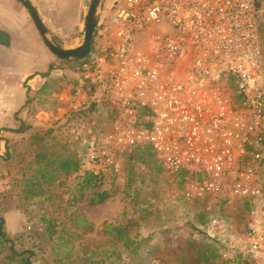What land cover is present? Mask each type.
<instances>
[{"label": "built area", "instance_id": "obj_1", "mask_svg": "<svg viewBox=\"0 0 264 264\" xmlns=\"http://www.w3.org/2000/svg\"><path fill=\"white\" fill-rule=\"evenodd\" d=\"M105 6V5H104ZM256 0H113L71 75L65 131L100 184L148 146L183 198L212 212L205 240L226 264H264V50ZM249 205L243 232L221 212Z\"/></svg>", "mask_w": 264, "mask_h": 264}, {"label": "rangeland", "instance_id": "obj_2", "mask_svg": "<svg viewBox=\"0 0 264 264\" xmlns=\"http://www.w3.org/2000/svg\"><path fill=\"white\" fill-rule=\"evenodd\" d=\"M111 1L107 0L105 11ZM90 2L86 0V12ZM262 45L264 50L263 38ZM76 64L65 62V67ZM47 133L29 132L19 148H14L12 139L0 137L4 143V147L0 145V163L4 162L0 168V218L7 238L13 240L0 248V264H20L11 260L12 244L19 252L33 250V264H167L176 261L181 251L188 256L186 264H223L219 248L202 242V236L193 230L200 226V214L205 223L212 212L205 204L186 202L184 179L166 172L158 160L147 156L146 161L140 159L142 150H134L126 157L121 175L109 177L97 186L92 183L87 188L82 178L68 179L73 174H61L55 182L37 185L39 196L30 198L24 181L40 178L41 166L49 162L52 165L72 153L65 131ZM13 171L19 177L13 178ZM103 190L110 197L91 204L93 194ZM13 207L18 211L15 225ZM248 211L246 203L237 202L221 214L241 233ZM109 225L121 228L122 235L108 233ZM140 240H145L137 251L140 258H145L142 261L133 254L137 244H132ZM190 242L192 247L188 246ZM207 248L215 250V255L205 262ZM201 250L204 255H192Z\"/></svg>", "mask_w": 264, "mask_h": 264}, {"label": "crops", "instance_id": "obj_3", "mask_svg": "<svg viewBox=\"0 0 264 264\" xmlns=\"http://www.w3.org/2000/svg\"><path fill=\"white\" fill-rule=\"evenodd\" d=\"M31 1L59 45L79 46L86 0ZM58 59L26 8L17 0H0V137L12 139L14 148L23 145L29 132H54L53 119L70 109L63 98L70 92L71 75L52 76L56 68H66ZM15 175L13 171V178L19 177ZM17 212L13 207V223Z\"/></svg>", "mask_w": 264, "mask_h": 264}, {"label": "trees", "instance_id": "obj_4", "mask_svg": "<svg viewBox=\"0 0 264 264\" xmlns=\"http://www.w3.org/2000/svg\"><path fill=\"white\" fill-rule=\"evenodd\" d=\"M257 2V6L261 11V21L262 22V26H261V30H262V38L264 40V0H256ZM261 24V23H260ZM62 61V60H61ZM82 60H78L75 62H80ZM63 62V61H62ZM50 133V132H49ZM47 133V134H49ZM139 151L142 150L141 154H140V159H142L143 161H146L145 157H149L150 159L157 161L156 156L154 151L152 150L151 147L145 146L142 148L138 149ZM43 155H39V157L42 158ZM41 161H38V164H40ZM80 169V164L79 162L73 158L72 156H66L65 158H61V159H57L55 162H52V165L47 164L46 166H41V168L39 169V173H40V178L38 177H32L30 178V180H25V193L30 196V198L33 197H37L40 194L39 188L38 186H43L45 183H52L55 182L59 179V176L61 174H66V175H71L74 174L76 172H78ZM49 175V177H48ZM181 177L184 179V174L181 175ZM92 183H94V186H97V182L95 181L94 177L87 174L84 178H83V186L89 188ZM110 197V194L107 190H103V191H96L93 194V198L91 199V204L95 205V204H99L104 202L105 200H107ZM247 207L249 208V205L247 204ZM204 216L203 215H199L198 216V222L200 226H196V228H193V230H196L197 233L199 235L202 236V242H206L204 236H203V231H202V225L204 224L203 219ZM86 225L90 226L89 223L84 222ZM112 231H116L119 235H122V230L121 228H113L111 225L108 226L107 232L111 233ZM13 240L7 238L5 231H4V220H2V218H0V248L3 247L5 245V243L12 242ZM145 240H140L139 242H132L133 245L137 244L138 248H136L135 252L133 254H135L137 256L136 259L139 260H143L145 258H140L139 256V252H137L142 244V242H144ZM193 243L190 242L188 244L189 247H192ZM202 248H204V244H202ZM180 249V248H179ZM203 250V249H202ZM199 251V252H193L192 255H204L203 251ZM11 251H12V255H11V260H15V261H19L20 264H33L32 259L35 256V252L33 250H23L21 252H19L18 248L16 247V245L12 244L11 246ZM207 251L209 253V255H204L203 260L205 262H207L208 260H210L211 257H214V253L215 250H211L210 248H207ZM154 255L153 253H150ZM188 256H186L184 254V251H181V253L178 255L177 260H171L169 261L167 264H186V258ZM223 264H226L223 262Z\"/></svg>", "mask_w": 264, "mask_h": 264}, {"label": "water", "instance_id": "obj_5", "mask_svg": "<svg viewBox=\"0 0 264 264\" xmlns=\"http://www.w3.org/2000/svg\"><path fill=\"white\" fill-rule=\"evenodd\" d=\"M17 1L21 3L30 13L45 43L57 58L65 62H69L84 60L90 56L94 45L95 31L106 0H91L86 14L83 41L75 48H64L57 43L55 38L45 26L37 8L31 0Z\"/></svg>", "mask_w": 264, "mask_h": 264}]
</instances>
